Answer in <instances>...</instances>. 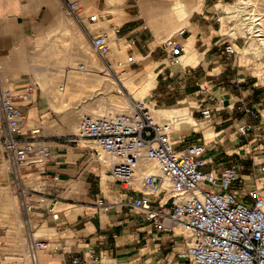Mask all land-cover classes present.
<instances>
[{"label": "crops", "instance_id": "crops-1", "mask_svg": "<svg viewBox=\"0 0 264 264\" xmlns=\"http://www.w3.org/2000/svg\"><path fill=\"white\" fill-rule=\"evenodd\" d=\"M122 2L123 0H80V5L85 15L100 13L106 20L112 19L114 15L118 16L120 21L114 28V34L118 44L116 54L120 57L113 62V67L118 68L119 66L121 72L124 71L125 74L129 72L134 82L139 77L142 81L145 76V66L139 73L133 70L128 61L123 58L125 55L128 56L126 50L132 46L131 42L133 41L137 46L143 33L141 26L137 24L138 18L131 12V5L123 8ZM63 6V0H26L23 2L0 0V70L2 69L0 81L2 83L7 81L3 84L4 86L8 87L9 83L11 86L15 82L14 86L20 89L19 92L31 90L27 85L28 82L36 81L34 66L38 62L52 58L54 51H59L60 54L56 59L57 65L54 66V70L48 71L50 75L60 74L58 67H62L64 56L65 63H68L69 50L79 53L82 56L81 61L89 60L85 57L86 54L82 48L88 44L86 40L90 45L91 34L106 32V25L100 24L101 18L95 22L85 20L86 25L84 22L80 25L66 11L75 21L76 24H73L66 16ZM209 8L213 10L212 12H221L214 5H209ZM137 16L145 18L140 9ZM203 18H205L203 22L201 18L192 23L189 22L185 29L186 35L178 36L185 50L183 66L179 74L180 77L185 78L186 82L184 92L180 95V101L169 106L157 105L152 101L151 106L175 107L178 105L188 111L190 116L192 115L191 117L195 119L200 128L178 131L180 135L176 137V141L182 144L191 142L190 136L194 137V140L209 143L217 135H226L229 140L223 145L228 146L229 149L227 150L228 155L224 157L225 161H233L241 172H247L252 165L264 163V120L249 119V123L255 125L254 128L250 129L246 136L238 135L235 126L243 120L239 119L242 113L236 110V100L243 99L248 107L264 110L262 109L264 107V89H262L264 84L256 79V75L250 73V69L242 68L247 67L248 64L239 63L249 57L246 48H239L242 39L236 41L235 45L238 52L243 51V59L239 60L237 58L239 53H237L230 56L232 60L228 65V68L236 71L235 73H231L224 66L225 64L212 65L214 63L211 62V56L219 53L216 46L219 35L227 33L221 32L225 28L222 23L221 28L217 29L213 13ZM156 40L149 42V47L155 44ZM69 42L72 43L71 46ZM189 43L191 49L188 54L186 45ZM159 51L161 52L159 48H149L146 56L150 55L153 58ZM143 57L145 56L138 50L135 51L137 61ZM256 60L258 61L257 58ZM51 61L54 62V59L52 58ZM163 61L165 62V59ZM257 61L255 64L260 69L261 63L264 64V62L257 63ZM88 65L94 66V63H88ZM226 78L228 80L224 82ZM230 78L241 81L238 89L229 83ZM169 81L167 79L164 83ZM199 86L204 88L203 96L197 93ZM153 87L155 85L151 89ZM178 87L179 85L176 84V90L171 95H176ZM164 91L162 90L163 94ZM158 94L159 91L156 92V95ZM34 98L33 96L32 100ZM40 99L37 104L32 100L17 101V105L23 108L26 117L32 107L37 108V117L31 120L26 118L23 131L37 124L43 125L44 119H39V114L45 113L47 109L46 105L41 104ZM216 100L219 102L217 103ZM204 107L213 108V116L209 123H206L207 125L195 116L196 113L200 115L199 111ZM206 129L209 131L207 136L205 135ZM70 142L71 140L63 135L52 137L46 141L51 149L50 156L44 163L30 165V167L38 168L40 177L50 183L51 186H45L48 189H51L52 185L66 186L73 181L72 177L77 176L75 185L78 189L75 192H68L66 197L56 202L49 197L47 198L49 202H46L44 198V202L39 203L36 209L30 212V222L35 239L46 243V247L40 248L42 250L38 249L39 252L37 250L39 263L63 264L78 257L82 260L80 264H183L176 256V252L182 246L171 242L165 233L158 240L152 241L150 237L154 231L153 225L145 220L137 209L122 203L123 195L116 182L113 180L110 182L105 178L103 182L102 178L97 182V177L92 178V185H88L85 195L83 181L86 177L83 175L84 171H81L85 163V159H82L84 152L76 151ZM4 158L6 159V153L0 145V178H8L9 174L13 176L10 167H6ZM96 162L99 165L98 159ZM106 170L108 172V169ZM79 173L82 175L78 176ZM107 176L110 177L109 173ZM259 184L264 187V181ZM98 198H104L107 209L96 205ZM20 214L23 220L22 212ZM18 229L16 236L23 243L22 248L18 250L20 252L19 264H27V260H30V264H34L23 224L21 227L18 224ZM24 241L27 242V248L24 246Z\"/></svg>", "mask_w": 264, "mask_h": 264}, {"label": "built area", "instance_id": "built-area-1", "mask_svg": "<svg viewBox=\"0 0 264 264\" xmlns=\"http://www.w3.org/2000/svg\"><path fill=\"white\" fill-rule=\"evenodd\" d=\"M63 4L67 13L80 24L101 18L100 13L85 15L79 0H63ZM136 5L137 0L133 6ZM221 13H213L218 30L221 17L227 15L224 10ZM245 19L257 24L258 17L251 13ZM226 20L230 23L234 16ZM250 28V24L244 26L241 38L245 41L251 40L252 34L259 38L258 32ZM184 34L182 31L180 37ZM107 37L106 33L90 35L92 48L103 59L109 49ZM237 39L238 36L220 34L216 43L219 53L213 54L211 61L236 55ZM154 48H159L165 59L157 75L171 79L166 84L170 90L176 89L178 84L180 96L186 87L185 78L179 74L185 55L181 40L176 36L168 37ZM261 52L262 61L264 50ZM128 63L130 66L138 64L133 52L128 56ZM240 82L236 78L229 79L236 89ZM5 83L7 81H0V145L13 177L21 182V166L44 163L51 149L47 144H38V131L22 130L26 116L14 103L15 95L3 85ZM198 90L203 96L204 88L199 86ZM236 103V110L242 113L239 119L243 121L235 129L238 135L246 136L255 126L249 119L264 120V110L248 107L243 99H237ZM133 104L131 112L82 114L76 137L87 139L95 146L86 145L96 155L101 149L111 157L107 169L123 195L122 203L137 209L153 225L150 239L156 241L165 233L171 242L179 243L182 247L176 256L183 264H264V187L258 185L264 181V163L241 172L235 162L224 159L229 149L223 145L229 140L226 135H217L209 143L190 136L191 142L182 144L176 141L180 133L172 129L171 123L156 120L148 105ZM212 111V107L202 108L199 119H208L206 123H209ZM140 160L151 163L156 171L138 172ZM29 191L22 183L18 185L30 255L34 264H40L37 250L46 247V243L35 239L30 212L44 202V198L29 200ZM96 205L107 209L104 198L96 199ZM81 261L75 257L63 264H80Z\"/></svg>", "mask_w": 264, "mask_h": 264}, {"label": "bare ground", "instance_id": "bare-ground-1", "mask_svg": "<svg viewBox=\"0 0 264 264\" xmlns=\"http://www.w3.org/2000/svg\"><path fill=\"white\" fill-rule=\"evenodd\" d=\"M240 1L244 0H236L235 3L225 6L223 10L227 13V15H232V13L238 12L241 8ZM195 2L196 0H140V12L145 17L148 25H150L158 40L163 39L164 36L178 37L182 31H186L185 29L188 26L187 17L189 16L190 12L193 11L192 9ZM254 16L257 17L255 12ZM259 19L260 17H258L257 24L251 21L250 30L252 32H258L259 38H256L254 36L255 34H252L254 39L253 43L256 44V40L259 41L261 49L264 50V48H262L264 47V33L261 32L262 26L260 27V25L262 22L260 23ZM119 21L120 19L118 16L114 15L112 19L106 20L101 14L100 24L106 25V30L108 32L107 33L103 31L101 33L107 34L108 45H110V49L105 54V57L112 61H115L118 57H120L116 54L118 44L116 35L114 34V28L117 24H119ZM68 44L69 46L72 45L71 42ZM82 49L85 51V57H88L89 60L81 61L82 56L79 53L69 50L67 55L69 58L68 63H65L64 56L62 59V67H58L60 74L50 75L48 72L50 70H54V66L57 65L56 59L59 57V51H54L53 53L52 58L54 59V62L51 61L52 58H47L42 62H38L34 66L35 82L42 90L40 99L41 104L50 105L59 112L64 111L63 121L71 127L73 132L78 134L80 119V117L78 119V115L80 113L100 115L105 113L131 112L133 110L134 104L131 102L130 98L117 94L110 95L108 99H86L87 96L96 94V90L98 88L103 91H108L113 87H117L121 90L122 87L126 88L130 93L133 94V97L138 100L137 103L143 102L147 105V101L149 99L147 101L145 100L150 93L151 87L156 83L157 75V73L154 71V67L157 65H151L149 63V56L141 58L145 66V76L143 80L140 82H134L132 77H127V75L121 77V79L114 78L111 75L109 68L105 65L104 59L96 54L92 46L90 47L88 44H85L84 48ZM190 49L191 45L189 43L186 45V51L188 54L190 53ZM123 58L127 60L128 56L125 55ZM139 60L140 59H138V61ZM81 62L83 63L81 64ZM88 63H94V66L88 65ZM14 85L15 82L11 84V87ZM14 95V103L17 104V93L15 92ZM32 98L33 93L30 92V95H25V98L23 97V100L21 101L25 102L26 99L29 101ZM77 103H81L80 106L75 107L70 112L65 111ZM151 103L152 101L150 104H148V107L150 108L153 117L158 121L171 123L172 129L176 131V133L184 129L191 130L192 128L199 127L195 119L193 120L191 117L192 115L190 116L188 111L178 107V105L175 107H155L151 106ZM36 117L37 108L34 106L29 110L28 119L31 120L32 118ZM207 120L208 119H201V121L204 122V125H207ZM24 129L25 128L23 125L22 130ZM31 129L39 132V129L35 128V126ZM208 132L209 131L206 129V136L209 135ZM81 140L85 141L84 138ZM98 151L97 159L100 161L103 168H107L109 164H111V157L101 149H98ZM3 161L6 163L5 158ZM22 167L23 166H21V168ZM137 171L140 173H152L156 170L151 163L145 160H140ZM4 197L6 201H8L9 205L13 209L17 210L18 199L17 196H14L11 193V184L5 188ZM18 224L19 227H21L20 222H18ZM40 250H38V252ZM27 264H30V260H27Z\"/></svg>", "mask_w": 264, "mask_h": 264}, {"label": "rangeland", "instance_id": "rangeland-1", "mask_svg": "<svg viewBox=\"0 0 264 264\" xmlns=\"http://www.w3.org/2000/svg\"><path fill=\"white\" fill-rule=\"evenodd\" d=\"M134 3H135V0H128V1L123 0L121 5L123 6V8L128 6L129 4L131 5V12H133L135 14V17L138 18L137 24L139 26H141L140 29H142L143 34L141 36L140 42L137 43V46L135 45L136 43L134 44L133 42L130 41L132 43V46L127 48L126 54L129 56L131 54V52H134V57H135V51L138 50L143 56H146V55H148L149 48L153 49L155 47V45L162 43L168 36H164L163 39H159V40L157 39L156 40L157 37L155 38V34L153 33L154 31H152L151 30L152 28L149 27L150 25H148L146 23L145 18H139L137 16L138 11L140 9V0H138V3L136 6H133ZM233 3H235V1L233 2V1H228V0H196V2L194 3V7L192 9L193 11H191L189 16L187 17L188 23L189 22L192 23L194 20L199 19V18H201L200 19L201 22L205 21L204 20L205 18H203V17H205L206 15L212 14L210 12L208 13V11H213L209 8V5L210 6L214 5L216 7V9H218V11H220V10L222 11L225 6L231 5ZM240 7H241L240 8L241 11L239 10L238 12L232 13V15L228 14V15L221 17V23L225 26V28H223V30H221V32L231 34L234 37L238 36V39L236 40L237 42L240 39H242V43H241L239 48H241V49L246 48V50H248L246 53L249 57H247L244 60L243 59V51H239L237 58L239 60L243 59V60L239 61V63L241 65L248 64L247 67L245 66L242 68L250 69V73H252L253 75H256V77H257L256 79H259L260 82L262 84H264V64L261 63L260 69L257 68V64H255V62L257 61V60L255 61V58L258 59L257 63H260V61H261L262 49H261L260 43L257 40H256V42H257L256 44L253 43V40H254L253 35L251 36V40L247 39V41H245L244 38H241L244 35V26L247 27L251 23V22H248L249 19H245V16L247 14H251V13L254 14V12H255L257 17H260L259 21H260V23L262 22L260 25V27L262 26L261 32L264 33V0L240 1ZM254 9H255V11H254ZM63 10L66 13L64 6H63ZM213 13H215V12H213ZM219 14L221 15L222 13L219 12ZM66 16L71 20V22L73 24H76L75 21L67 13H66ZM232 16H234V20L231 21L230 23L226 22L227 21L226 19H229V17H232ZM84 25H86L85 20H84ZM97 33L98 32H96V34ZM145 40H146V43H145ZM153 40H156V43L149 47V42H151ZM86 42L89 44L88 40H86ZM109 49H110V45H109ZM253 56H256V57L253 58ZM149 57H150L149 63L151 65H157L156 67H154V71L156 73H158L160 68H162L164 66V64H163V62H164L163 61L164 60L163 52L159 51V52H157V54L153 58L150 55H149ZM210 59H212V58H210ZM231 60L232 59L230 57H229V59H226L225 57H223L222 59L218 58L217 61H215L216 63L214 62V60L211 62L214 63L212 65L225 64L224 66L227 69H229V71L231 73H233V72L235 73L236 72L235 70L228 68L229 67L228 65L230 64ZM126 61H128V59ZM262 61H264V60H262ZM113 62H115V61H112V60L107 59V58H106V60L104 59L105 65L109 68L111 75L114 78L121 79V77H123L125 75H127V77H130V73L128 72V74H125V73H123V71L121 72L119 66H117L118 68H114ZM137 63L138 64L132 65L131 67L133 70L139 71V73H140L144 69L143 68L144 67L143 60L140 59L139 61H137ZM242 68H240V69H242ZM1 71H2V69L0 70V74L2 73ZM165 71L168 74V71L167 70H165ZM53 73H55V72H53ZM142 76H143V74H142ZM163 77L164 76H162L161 74L156 76L157 82L155 84V87H153L151 89V95L149 93L146 100H145V101H147L149 98V100L147 101V105L150 104L151 101H154L155 104H157V105L166 104L169 106V105H174L175 103L180 101L181 97L178 95V91H177L176 95H171L172 92L176 89L170 90L166 87V84H168L171 81V79L168 76H165V78H163ZM167 79H169L170 81L167 83H164L165 81H167ZM140 80H141V77H139V79L137 81L135 80V82H138ZM226 80H228V79L227 78L224 79V82H226ZM27 86H29L31 90H25L23 92H19L20 89H16L15 86L11 87L10 83L8 84V88L12 92L17 93V96H18L17 101L23 100V97L25 95L32 92L33 96L35 98L33 100L32 99L31 100L33 101V103L36 102V104H37L39 102L40 95L42 94V90L36 84V82H33V81L28 82ZM166 89L170 90V92L166 93L165 92ZM262 89H264V88H262ZM162 90H165L164 94L162 93ZM96 91H97L96 94L87 96L86 99H88V100H90V99L91 100H99L100 98L108 99V97L110 95L117 94V95H121L123 97L130 98L132 103L138 101L137 99H135V97H133V94L130 93L128 89L123 88V87H122V90L117 88V87H113L108 91H103L99 88ZM157 91H159L158 95H156ZM22 93H24V95H22ZM160 94H161V96H160ZM149 95H150V97H149ZM80 104L81 103H77L65 111L70 112L75 107L80 106ZM45 107H46L47 111L45 113L39 114V119H41V120L44 119L43 125L41 126V125L37 124L35 126V128L39 129V133H38L39 138L36 139L38 144L39 145L46 144V141L52 139V137L63 135V137H65L66 139L71 140L70 144H71V146H73L76 149V151L84 152V156L82 159H85V163H84L81 171H84L83 175H85V177H86L83 181L84 182V188L83 189L85 190V195L87 194L88 185H90V184L92 185V178L97 177V182H99L101 178H102V180H101L102 182H103V178H106L107 180L112 182L110 177H104V176L108 175V172L106 170L107 168H103L100 161L98 162L100 166L97 164L96 153H94V151L91 150L90 148H88L86 145H90L92 147H95V146H93L91 143H88L89 141L87 139H85V141H83V140H81L82 138L76 137L77 133L73 132L71 127L63 121V112L64 111H60V112L56 111L50 105H46ZM155 107H159V106H155ZM262 109H264V107H262ZM82 114H85V113H80L78 115V119ZM195 116L199 117L200 115L196 113ZM26 118L28 119V115ZM32 128H34V127H32ZM5 160H6V167H8L9 165H8L7 157ZM30 165H31L30 163L22 165L23 167L21 168V174L24 176H22L21 182L19 180L15 179L10 174L8 175V178H3V177L0 178V193H1V195H0V264H19L20 252L18 250H20L22 248V244H23L21 241L18 240V237L16 236V234L18 233V230H19L18 229V222H20V224L22 226V220H21L22 218H21V214H20L22 212L21 208H20L21 199H20L19 194H18V185L20 183H22L26 189L30 190L29 194L27 195L29 200H32V199L38 200L40 197H43V198H46L45 199L46 202H49V199H47L48 197L53 198V200L55 202L58 200H62L63 197H66L68 192L72 193L78 189L75 185V183H76L75 181L77 180V176L72 177L73 181H70V183L66 186L52 185L51 189L45 188V186H51L50 183L47 182L46 179H43L42 177H40V170H38V168H33L32 166L30 167ZM80 174L81 173H79L78 176ZM10 184H11V193L14 196H17V199H18L17 210L13 209L4 197L5 188L10 186ZM110 185H112V183ZM259 185H260V187H262L261 186L262 184H259ZM64 199H66V198H64ZM24 246H25V248H27V242L26 241H24ZM180 263H183V262L180 261Z\"/></svg>", "mask_w": 264, "mask_h": 264}]
</instances>
